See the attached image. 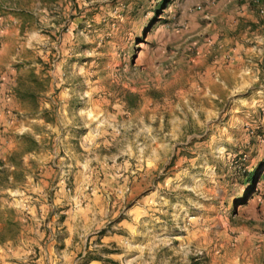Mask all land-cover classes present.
Wrapping results in <instances>:
<instances>
[{"label":"rangeland","instance_id":"obj_1","mask_svg":"<svg viewBox=\"0 0 264 264\" xmlns=\"http://www.w3.org/2000/svg\"><path fill=\"white\" fill-rule=\"evenodd\" d=\"M242 4L0 0V264H264Z\"/></svg>","mask_w":264,"mask_h":264},{"label":"crops","instance_id":"obj_2","mask_svg":"<svg viewBox=\"0 0 264 264\" xmlns=\"http://www.w3.org/2000/svg\"><path fill=\"white\" fill-rule=\"evenodd\" d=\"M240 10L246 17L243 21L246 23L248 30L243 37L241 45L230 48L226 52L227 60L224 64L225 68L231 70L237 75L244 71H264V11H260L257 7L255 11L246 9V5L242 4ZM2 48H0L1 57Z\"/></svg>","mask_w":264,"mask_h":264},{"label":"built area","instance_id":"obj_3","mask_svg":"<svg viewBox=\"0 0 264 264\" xmlns=\"http://www.w3.org/2000/svg\"><path fill=\"white\" fill-rule=\"evenodd\" d=\"M248 3L253 4L260 11H264V0H247ZM2 34V25L0 23V36Z\"/></svg>","mask_w":264,"mask_h":264},{"label":"trees","instance_id":"obj_4","mask_svg":"<svg viewBox=\"0 0 264 264\" xmlns=\"http://www.w3.org/2000/svg\"><path fill=\"white\" fill-rule=\"evenodd\" d=\"M250 180H252V181L254 180V179H253V175H252V174L250 175Z\"/></svg>","mask_w":264,"mask_h":264}]
</instances>
